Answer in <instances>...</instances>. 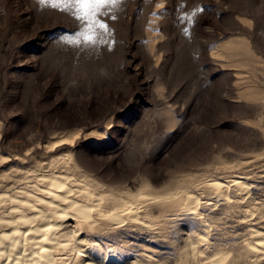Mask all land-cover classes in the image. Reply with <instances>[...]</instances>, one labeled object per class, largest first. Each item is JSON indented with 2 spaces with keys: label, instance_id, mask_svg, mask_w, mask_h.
Wrapping results in <instances>:
<instances>
[{
  "label": "rangeland",
  "instance_id": "rangeland-1",
  "mask_svg": "<svg viewBox=\"0 0 264 264\" xmlns=\"http://www.w3.org/2000/svg\"><path fill=\"white\" fill-rule=\"evenodd\" d=\"M52 172L139 205L142 223L80 231L99 262L264 264L247 246L264 231V0H0V195ZM72 249L56 264L87 263Z\"/></svg>",
  "mask_w": 264,
  "mask_h": 264
},
{
  "label": "bare ground",
  "instance_id": "bare-ground-1",
  "mask_svg": "<svg viewBox=\"0 0 264 264\" xmlns=\"http://www.w3.org/2000/svg\"><path fill=\"white\" fill-rule=\"evenodd\" d=\"M39 180L45 183V185H43L44 188L41 187L42 184L40 185V181V183L35 185L36 189L38 191L40 190L39 192L41 193H27V198L25 199H18L17 196L0 195V201L8 199L15 204L14 209H16V214H12V217L6 216V218L0 219L4 227V229H2L1 226L0 231V264H56L57 259L55 257L57 255L55 256L54 249H60L61 247L67 249L70 247H73V249L77 248V254H79V257H85V261H87L86 264H105L106 262L97 261L96 257H88L90 256L88 255L90 250L93 249H95V251H101L100 254H102L103 257L108 253L100 243L93 245V249L87 250L86 248L88 247L84 248L86 250L82 249L84 246L82 242L89 243L97 241H88L85 233L80 231L85 230L89 232L95 228H101L102 226L112 227L126 220L132 223L142 221H140V210L137 211V206L139 205L135 206L133 201H129L130 199L125 200L123 199L124 197L119 198L113 194H109V196L100 194V192L98 193L96 191L97 188L95 189V186H93V188L89 182L84 184L80 183L81 185L79 184L78 186L75 178L74 180L76 181L71 179L67 174H56L54 172L48 175H41V179ZM232 181L234 182L233 185L239 189L244 190V188H246L247 182L245 183L237 178ZM73 182H76L78 186V190L76 189L77 196L73 193L75 197L70 195L74 192L75 188L73 189V186H76ZM72 183L74 185H72ZM228 184L227 181L215 180L209 183V187L215 189L218 196H224L226 194H224L223 188L228 187ZM147 198L141 199L140 202H146L149 199ZM168 198L169 196L163 198L156 196L152 198V200L154 202L159 199L158 203H165ZM200 203L201 198L199 195L188 193L186 196L185 209L192 210L195 214H199ZM69 219L74 220L76 227L72 230L67 226L66 229L68 230L66 232L64 231L63 234L61 231L60 234L63 238L56 236V234L60 232L58 231L59 228ZM250 233L252 238L247 244L248 250L250 253L257 255L264 250V231L253 227L250 229ZM207 238L208 237L202 235L200 241L208 242ZM86 246L88 245L86 244ZM196 246L195 244L193 250L195 253L194 257L196 256V249H198ZM191 248L193 249V247ZM219 252L214 254V257L212 255L210 264H224L225 260L228 259L229 256L227 255L230 252L228 254L226 252ZM138 263L142 264L144 262L141 261ZM148 263L146 262L145 264Z\"/></svg>",
  "mask_w": 264,
  "mask_h": 264
},
{
  "label": "snow or ice",
  "instance_id": "snow-or-ice-1",
  "mask_svg": "<svg viewBox=\"0 0 264 264\" xmlns=\"http://www.w3.org/2000/svg\"><path fill=\"white\" fill-rule=\"evenodd\" d=\"M43 2V0H42ZM118 0H77V3L81 5L85 10L92 9L93 12L104 3H117ZM55 6V5H54ZM101 28L106 27L104 24H100ZM90 39V38H89Z\"/></svg>",
  "mask_w": 264,
  "mask_h": 264
}]
</instances>
